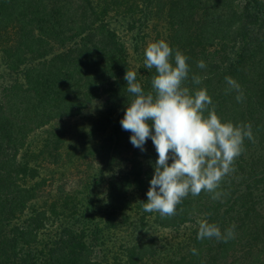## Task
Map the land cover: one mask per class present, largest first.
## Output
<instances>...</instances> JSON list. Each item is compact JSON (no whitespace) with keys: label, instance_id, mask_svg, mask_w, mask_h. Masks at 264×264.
Here are the masks:
<instances>
[{"label":"trees","instance_id":"16d2710c","mask_svg":"<svg viewBox=\"0 0 264 264\" xmlns=\"http://www.w3.org/2000/svg\"><path fill=\"white\" fill-rule=\"evenodd\" d=\"M97 1L0 0V33L12 35L4 63L15 75L0 98V261L217 264L233 255L236 241L253 235L255 243L264 231L256 208L264 192V0H143L140 9ZM113 14L131 31L135 62L111 26ZM159 40L189 58L185 86L206 88L222 121L250 124L254 137L216 189L219 199L189 194L168 218L143 210L158 159L151 139L144 159L120 125L133 98L126 71L151 90L155 69L144 67V53ZM226 77L240 85L242 102L226 92ZM86 112L92 126L68 143L62 123ZM71 161L87 169L68 184ZM202 221L222 233L235 226L234 238L197 239ZM158 229L170 237L160 238ZM245 259L264 264V246Z\"/></svg>","mask_w":264,"mask_h":264},{"label":"clouds","instance_id":"9594fccd","mask_svg":"<svg viewBox=\"0 0 264 264\" xmlns=\"http://www.w3.org/2000/svg\"><path fill=\"white\" fill-rule=\"evenodd\" d=\"M144 55V67L155 69L151 90L145 91L137 81L136 71L127 69L126 91L133 98L120 125L131 133L133 147L142 152L151 139L158 159L143 210L168 218L177 214V205L189 194L198 196L207 191L214 193V200L219 199L221 193L216 189L234 170L232 166L242 154L244 140L254 137L250 124L222 121L215 108L209 107L213 101L206 88L193 92L185 86L191 69L189 58L182 52L159 40L149 43ZM197 67L203 69L206 64L201 60ZM191 79L196 85L202 83L200 76ZM225 80L226 92L235 91L237 102H242L244 94L237 81L231 77ZM234 227L222 233L217 224L202 221L197 239L215 238L226 243L234 238ZM192 253L198 255L195 248Z\"/></svg>","mask_w":264,"mask_h":264},{"label":"rangeland","instance_id":"374dc122","mask_svg":"<svg viewBox=\"0 0 264 264\" xmlns=\"http://www.w3.org/2000/svg\"><path fill=\"white\" fill-rule=\"evenodd\" d=\"M122 1L125 2V6L128 4L129 6L136 7L135 4H137L139 9L141 8L140 6L143 5V0H122ZM97 3L100 6H102L103 0H98ZM233 4L236 5L237 1L233 2ZM138 8L136 7V9ZM116 18L117 17H115L114 14L113 16H110L109 21L111 23V26L115 28L116 30H118L119 34L124 38V41L127 42L129 53L132 56V61L135 62L136 57L139 55L136 54L135 50L133 49V45L131 44V41H132L131 31L127 32V27H126L124 19H121L119 21L118 18L117 19ZM7 43H10V44L12 43V35L10 33L6 34L4 32H1L0 33V98L4 96V88L10 86L13 83L12 81L15 77V75H12V73H10L9 69L6 67V64L4 63V55H3L2 50L6 46ZM88 115L89 113L86 112L85 117L81 116L79 117V119H68V121H64L62 123V125L68 131V135H67L68 143L69 142L75 143L77 140L76 137L79 134H81L87 127L90 128L92 126L91 120L87 119ZM148 146H150V148L154 147L152 141H150ZM151 151L152 150H147L143 152L141 151V154L143 155L142 157L145 159V157L149 156ZM97 166H102V165L100 163L95 164V166L92 167V171L90 170V172L94 173V168ZM86 169L87 168L85 167L84 161H79L77 163L74 161L73 162L71 161L70 163H68L67 171H66L67 177L69 178L68 184L70 181H72L73 183H77L80 178L83 179L84 178L83 176H85V174L83 175V173H80V172L82 171L85 172ZM102 185L104 184L101 182L98 185V187L100 188V186ZM99 190L101 191V189ZM257 196L258 197H256V201L260 200L261 204L256 205V208L258 209L259 213L263 217L262 222H264V192L258 193ZM158 231H159L158 234L160 238L170 237L169 232L164 231L163 233V231L160 229H158ZM258 238H259L258 241H256L255 243L253 242L254 241L253 235L242 238L241 240H238L239 242L236 241L237 246H236V250L233 253V255L228 256L226 259L223 257H220V260L217 261V264H244L242 262L245 259V254L252 252V251L256 253L258 252V250L260 251L262 247L264 246V231L260 234V237L258 235ZM161 244H163V242ZM238 259H240V261H238ZM246 260L247 259H245V261ZM0 264H13V263H9L8 261L7 263L4 261H0Z\"/></svg>","mask_w":264,"mask_h":264}]
</instances>
